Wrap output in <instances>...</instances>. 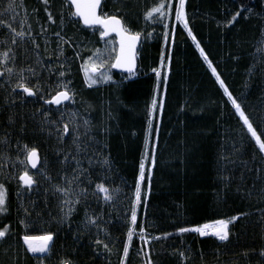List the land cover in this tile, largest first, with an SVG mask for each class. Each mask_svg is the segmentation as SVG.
Returning <instances> with one entry per match:
<instances>
[{
  "label": "trees",
  "instance_id": "trees-1",
  "mask_svg": "<svg viewBox=\"0 0 264 264\" xmlns=\"http://www.w3.org/2000/svg\"><path fill=\"white\" fill-rule=\"evenodd\" d=\"M157 2L103 1L102 15L117 14L119 9L134 31L151 33V36L147 39L142 37L136 77L124 79L120 72L109 67L114 62V55L111 59L105 55L107 63L101 72L111 75L112 80H102L89 87L81 65L96 49L104 52L105 40L100 38L99 29L84 28L79 20H71L69 8L64 6L66 0H52L49 10L57 17L55 25L48 22L41 0H12L14 9H8L9 0H0V20L12 21L15 17L12 22L17 30L25 19L32 25L45 68L41 71L35 65L31 41L24 42L27 56H21V45H11L6 28L0 29V40L7 39L9 43L0 45V52L12 47L17 56V68L36 67L40 83L44 86V99L51 98L48 85H51V94L58 90L56 85L61 63L67 79L71 81L70 88L76 93L74 103L46 105L44 99L27 97L17 89L16 103L10 107L4 104L8 93L0 89V135L10 133V143L0 144V158L4 150L9 160V178L5 180L0 176V181L7 187L10 209L9 214L0 217V226L8 225L13 233L0 245V253L3 248H8L9 253L14 252L9 257L2 252L0 264H12L14 256L20 258L19 264H40L41 259L43 264H60L63 259L76 264H120L148 133V113L157 91V79L152 71L160 68L162 53L169 71L167 75L161 74L157 92L158 107L152 120L149 160L137 213V233L140 228H145L150 240L154 236L162 237L144 246L150 252L152 264H264V256L261 255L264 250V197L260 195L264 178L258 179L256 174V169L264 168V158L195 42L188 36L187 29L175 21L174 15L171 20L164 21L168 28L159 22L145 24L144 11ZM177 4L178 0H173L174 8ZM61 11L65 14L61 34L65 39L70 38L72 43L63 45L64 54L58 59V40L52 33L61 31L58 26V13ZM237 11L241 15L236 22L228 23ZM186 12L201 47L264 138V44L261 43L264 40V0H187ZM37 20L49 30L47 48L44 37L39 36ZM173 30L174 41L171 37ZM165 31L170 34L167 46L163 40ZM107 39L116 42L112 35ZM8 66H12L11 63ZM48 68L53 71L49 73ZM249 69L252 70L251 76L248 75ZM4 80L5 77H0V83ZM15 80L13 77V83ZM35 82L36 78H32L29 86ZM161 101L162 111L159 109ZM41 111H48L51 119L57 122L61 111L65 113L64 122L69 123V134L62 142L56 134L41 131ZM72 112L78 114L77 122L81 125V148L87 149L77 156L81 166L87 170L86 175L80 178L81 186L90 194L82 197L71 218L64 220L60 206L64 197L54 193L53 185L67 186L64 177L71 178L76 167L71 160L64 162L66 153L76 154L71 120L67 116ZM13 113L16 114L15 123L9 124L8 117ZM85 119L90 121L87 135L84 134ZM21 125H24L23 133ZM17 141L21 148L24 144L37 147L41 156V166L34 170L33 178L37 183L30 191L13 178L23 172L20 161L25 159L24 152L17 148ZM101 152L110 155V172L97 160ZM153 154L154 165L151 162ZM89 157L93 161L91 165ZM2 160L0 165H4ZM42 172L51 179H46ZM261 176L264 177V172ZM101 182L121 189L114 203H105L102 194L99 198L91 195L95 184ZM17 192L21 193L19 198ZM33 201L34 207L30 203ZM21 205L28 207L30 216L25 217L22 210L18 211ZM86 212L102 215L101 227L111 234L105 241L112 247L111 253L94 245L97 232L95 227L84 226ZM241 213L248 215L229 226L228 241H220L214 235L178 232L181 227L200 226ZM21 220L25 221L27 228L19 223ZM48 232L54 234V239L47 256L37 258L25 252L21 240L23 235ZM167 233L172 235L163 238ZM99 238L105 239L103 233ZM140 248L139 236L135 235L127 264H145L146 257L142 252L138 254ZM180 253L184 254L183 257Z\"/></svg>",
  "mask_w": 264,
  "mask_h": 264
},
{
  "label": "snow or ice",
  "instance_id": "snow-or-ice-1",
  "mask_svg": "<svg viewBox=\"0 0 264 264\" xmlns=\"http://www.w3.org/2000/svg\"><path fill=\"white\" fill-rule=\"evenodd\" d=\"M41 3L44 6V12L46 14L47 20L50 24H57V17L53 15L51 8L52 0H41ZM186 4L187 0H178V4L173 7V0H158V2L152 6L150 9H146L143 13V20L145 24L152 23L155 24L157 22L164 23L166 20H171L174 15L175 21L181 23L184 29H187L188 36L191 37L192 41L195 42L196 47L200 51V55L203 57V60L207 63L208 67L211 69L212 74L215 76L216 81L219 83V86L223 89L224 94L227 96L228 101L231 103L235 113L239 114V118L243 121V126L246 128L247 133L250 134L251 139L254 141L255 145L258 147V151L261 154V157L264 158V138H262L261 133L257 131V128L254 127L252 120L246 114L245 108L240 101L233 95L232 91L229 90V87L225 83V80L221 78L220 73L217 71V68L213 66V62L209 59V56L205 53L204 49L201 47L199 40L193 34L192 29L190 27V22L188 18V13L186 12ZM65 7L69 8L68 15L79 17L84 25L89 27H94L96 25L100 26L99 33L100 38L105 40L106 47L104 52H101L100 49H96L92 55L88 57V59L81 65L84 70L85 78L88 81V86L92 87L95 84L111 81L112 77L105 72H101V69L105 67V63L107 61L104 60V56L107 55L109 59H111L114 55V62L110 64V68H120L126 69L129 73H134L136 68V60H137V45L141 42L142 37L147 39L151 36V33H145L143 31H134L128 23H126L125 18L121 14V11L118 9L117 14L113 15H101L98 10L101 9L102 0H66ZM8 9H14V4L12 0H9ZM74 8V11L71 9ZM36 10H33L35 13ZM251 13V9L248 10ZM241 15L240 11H237L228 23H234L237 20V17ZM59 19V27L61 31L53 32L52 35L55 36L58 40L57 44V58L62 57L64 54L63 45L69 44L71 45V39H65L61 34L64 28V20L65 14L63 11L58 13ZM12 21H15V17H12ZM9 20H0V29L6 28L10 34V43L12 46H16L18 44L21 45V56H27V49L23 48V44L26 40H30L32 44V51L35 56V65H38L41 71L44 70L45 65L43 62V58L40 54V44L37 42V35L33 34L32 25L27 23V20L20 22V30H17L16 27H13V22ZM39 24V36L44 37L45 48L50 43L48 39V28L44 25L40 24L39 20L36 21ZM25 25L26 29L25 30ZM164 27L168 28V24L164 23ZM154 30V29H153ZM112 33H115L118 38V50L116 42L109 41L107 38L111 36ZM171 37L174 41L175 32L174 30L171 33ZM170 34L168 31L163 33V40L165 46L169 44ZM9 41L7 39L0 40V45H7ZM264 44V40L261 41ZM77 56L80 55L79 52L76 53ZM95 57V60L93 59ZM237 59H239L237 57ZM17 56L13 51L12 47H9L6 51L0 52V77H5L3 83H0V89H3L8 94L4 97V104L10 107L14 106L16 103V93L17 89L22 90V93L27 97H39L44 99V86L41 85L39 80V73L37 72L36 67L33 65H28L27 67L17 68L16 66ZM96 61H101L97 63ZM11 63L12 66H8ZM168 63H171V56H168ZM165 58L163 53L160 57V68L153 69V72L156 74L157 83L156 89L159 92L160 89V76L161 69L164 68ZM59 74L57 77V91L55 94L52 93L51 85H48L49 94L51 95L50 99H44V103L46 105H61L65 101L75 102V91L70 88L71 81L67 79V73L64 69V64L61 63L59 65ZM49 73L53 71L52 68L47 69ZM248 75H252V70L249 69ZM13 77H16L15 83H13ZM32 78H36V82L29 86V82ZM167 77H165V82ZM247 85V82H246ZM157 99L153 98L151 101V106L149 110V119H148V133L145 138V147L147 148L150 138L152 136V118L155 117L157 112ZM159 109L163 110V102L159 103ZM15 113L9 115L8 122L9 124L15 123ZM41 116V131H47L49 135L56 134L58 140L61 142L65 135L69 134V123L64 122L65 113L61 111L59 122L56 120H52L48 114V111L39 112ZM77 113H67L68 118L71 120L72 126V138L73 144L76 148V154L73 155L71 152H68L64 155V162H68L69 160L73 161L76 167L73 170V175L69 178L67 175L64 177L67 186L62 187L59 185H53L54 193L61 194L64 199L60 201L62 218L64 220H68L71 218L74 213L76 206L80 204L81 198H86L90 193L88 189L82 187L81 177L85 176L87 170L81 166V161L77 159V156L81 151H87L86 148L82 149L80 145V132L79 129L81 127L80 123L77 122ZM264 119V118H262ZM83 126L85 128V135H87V131L90 127V121L84 120ZM24 125H21L20 131L23 133ZM54 129V132L52 131ZM10 133H5L4 135H0V144L8 145ZM17 148L20 151L25 153V159L20 161V164L25 166V170L22 174L18 175V177H13L17 179L18 183H22L29 191L36 185V180L32 175L29 174L27 170V166L30 165L31 168L35 169L37 165L40 163L41 157L37 147H29L27 144H24L21 148L20 142L17 141ZM2 158L8 159L5 154ZM255 158V157H254ZM222 159H227V157H222ZM98 162L106 168L107 171L112 170V163L110 159V155H106L103 152L97 155ZM149 160V156L147 152L145 153L143 159L139 164V182L135 185V193H134V202L131 204L129 215H130V226L127 227L126 231V242L123 245L122 249V258L120 260V264H127L130 248L132 246L133 237L135 235L139 236V240L141 242V248L138 250L142 252L144 257H146L145 264H152L150 252L145 249V245L151 243L152 240H160L162 237L154 236L151 240L148 237L147 230L145 228H140L137 233V213L138 209L142 202V191L141 184L145 180V168L146 162ZM92 158L89 157L88 163L92 164ZM151 162L155 164L154 154L151 157ZM264 172V168L256 169L257 178H264L261 176V173ZM42 175L45 176L46 179H51V177L47 176L46 172H42ZM0 176H4L5 180L9 177L3 169V165H0ZM227 179V178H226ZM89 183H92L89 180ZM255 187V184L253 185ZM150 188V185H149ZM121 193V189L119 187H109L105 183H96L94 191L91 195L100 197L102 194V199L105 203L115 202V200L119 197ZM21 195L20 192H17V197ZM251 195V192H249ZM260 195L264 197V187L260 189ZM33 207L35 206V202H30ZM22 210L25 214V217L31 215L28 207H24L23 205L18 208V211ZM9 206H8V190L3 181H0V217H3L9 214ZM248 215L247 213H241L237 216H233L227 219H220L214 221L211 225L212 232L211 235L217 237L220 241H228L230 236L229 226L239 220L242 216ZM262 219H264V214H262ZM102 215H89L87 212L85 213L84 226L85 227H95L97 232V238L94 240V245L96 248H103L105 252L111 253L112 247L106 240H109L111 234L106 228L101 227ZM19 223L24 224L25 228L28 225L24 220L19 221ZM209 225L205 224L203 226H198L194 228H185L181 227L178 229V232L183 234L186 232H195L199 233L201 236L209 235L208 229ZM103 233L105 239H100L99 235ZM13 235L10 231V227L8 225L0 226V245H3L4 241ZM172 235L171 233L165 234L163 238H167V236ZM54 234L51 232L46 233L42 237H35L32 235L25 234L22 237L23 244L26 245V251L30 253H48L50 251L49 244L53 240ZM37 240L40 242L37 243ZM113 247L115 246V242H112ZM4 255L8 254L9 249H2ZM181 257H183V253H180ZM247 256V253H244ZM261 255L264 256V250L261 251ZM20 258L18 256L12 257V264H19ZM40 264H43V259H41ZM60 264H76L75 261L70 259H63Z\"/></svg>",
  "mask_w": 264,
  "mask_h": 264
},
{
  "label": "rangeland",
  "instance_id": "rangeland-1",
  "mask_svg": "<svg viewBox=\"0 0 264 264\" xmlns=\"http://www.w3.org/2000/svg\"><path fill=\"white\" fill-rule=\"evenodd\" d=\"M103 46H106V43L104 42V44H103ZM102 49H104V48H102ZM168 71H167V62L165 61V65H164V68L163 69H161V74L162 73H167ZM136 75H137V73H135V74H132V75H127V76H124V79H131V78H134V77H136ZM155 77H156V74H155ZM160 78H161V76H160ZM157 79V78H156ZM87 86H88V84H87ZM153 98H156L157 99V91L155 92V95H154V97ZM157 103H158V99H157ZM151 106V105H150ZM152 120H153V118H152ZM147 152V154L149 153V150H148V146H147V148L145 147V149H144V152H143V157H144V155H145V153ZM7 155V153H4V150L2 151V157L4 156V155ZM7 157H8V155H7ZM0 160H2V158H0ZM2 161H4V165H3V169L5 170V172H6V174H7V170H9V163H7V161L9 162V160L8 159H4L3 158V160ZM2 163V162H1ZM6 164V165H5ZM8 164V165H7ZM146 164H147V162H146ZM21 169H23V171L25 170V166L24 165H22V167H21ZM27 170L29 171V174L30 175H32L33 177H34V171L33 170H30V168H29V166H27ZM145 170H146V168H145ZM22 174V173H21ZM138 177H139V173H138ZM139 182V180H138V178H137V183ZM143 184V183H142ZM142 184H141V191H142V194H143V188H142ZM135 193V192H134ZM212 222H214V221H212ZM209 223H211V222H209ZM208 225V224H207ZM203 226V225H202ZM210 226V225H209ZM208 232H209V235H211V232H212V230H211V228L209 227V229H208ZM205 236H207V235H205ZM22 246H24L23 245V243H22ZM24 250H25V252H27L26 251V247L24 246ZM3 252V251H2ZM1 252V253H2ZM0 253V254H1ZM28 254H30L31 256H33V257H39V258H42V257H44V256H47L46 255V253L44 254V253H30V252H27ZM4 254V253H3ZM13 255L14 254V252L12 251V253H9L8 252V257H9V255ZM17 254V253H16ZM5 256H7V255H5ZM5 258V257H4Z\"/></svg>",
  "mask_w": 264,
  "mask_h": 264
},
{
  "label": "water",
  "instance_id": "water-1",
  "mask_svg": "<svg viewBox=\"0 0 264 264\" xmlns=\"http://www.w3.org/2000/svg\"><path fill=\"white\" fill-rule=\"evenodd\" d=\"M103 1L104 0H102V4H103ZM101 8H102V6H101ZM73 9V11H74V8H72ZM98 12H99V14H101V9L100 10H98ZM102 15V14H101ZM113 15V14H112ZM78 19H79V21H80V23L82 24V26L84 27V28H89V29H92V28H99L100 29V26L99 25H96V26H94V27H89V26H87V25H84L83 24V22H82V20L78 17ZM111 35H113L114 37H115V40H116V45H117V50H118V41H119V38H118V36L115 34V33H112ZM142 40L143 39H141V42L137 45V60H136V68H135V71H134V73H136L137 71H138V69H139V57H140V55H139V51H140V48H141V46H142ZM115 71H118V72H120V73H122V74H125V75H129V74H134V73H129V72H127V70L126 69H120V68H113ZM66 102H68V101H65V102H63V104L64 103H66ZM41 157V156H40ZM41 163H42V161L40 160V163L37 165V167L35 168V169H33V168H31V169H33V170H36V169H38L39 167H40V165H41ZM32 236H35V237H38L37 235H32ZM23 237V236H22ZM22 237H21V240H22ZM40 241L39 240H37V243H39ZM22 243H23V240H22ZM24 245V244H23ZM24 246H26V245H24Z\"/></svg>",
  "mask_w": 264,
  "mask_h": 264
},
{
  "label": "bare ground",
  "instance_id": "bare-ground-1",
  "mask_svg": "<svg viewBox=\"0 0 264 264\" xmlns=\"http://www.w3.org/2000/svg\"><path fill=\"white\" fill-rule=\"evenodd\" d=\"M70 19L71 20H74V16H70ZM169 71V70H168ZM152 73H154L153 71H152ZM167 75V74H166ZM162 79V78H161ZM70 103H72V101H69ZM25 154V153H24ZM218 220H220V219H218ZM217 221V220H216ZM213 224V222H211V223H209L208 225H210V228H211V230H213L212 229V227H211V225ZM194 227H198V226H192V227H189V228H194ZM43 235H45V234H42V235H39L38 237H42ZM51 243V242H50ZM45 254V253H44Z\"/></svg>",
  "mask_w": 264,
  "mask_h": 264
}]
</instances>
